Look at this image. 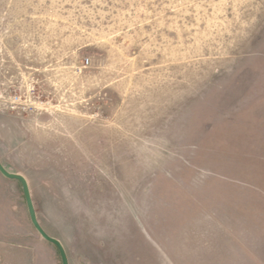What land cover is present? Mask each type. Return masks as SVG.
<instances>
[{
  "label": "rangeland",
  "instance_id": "374dc122",
  "mask_svg": "<svg viewBox=\"0 0 264 264\" xmlns=\"http://www.w3.org/2000/svg\"><path fill=\"white\" fill-rule=\"evenodd\" d=\"M0 161L69 264H264V0H0ZM0 264H61L1 173Z\"/></svg>",
  "mask_w": 264,
  "mask_h": 264
},
{
  "label": "water",
  "instance_id": "95a60500",
  "mask_svg": "<svg viewBox=\"0 0 264 264\" xmlns=\"http://www.w3.org/2000/svg\"><path fill=\"white\" fill-rule=\"evenodd\" d=\"M0 173L6 178L11 179V180H16L20 183L22 194L25 200V204H26V208H27V212L29 216V220L33 228L37 231V233L42 239H44L45 241L51 243L52 245L56 247L59 253L61 264H68L67 255H66V252H65V249L62 243L57 238L52 237L49 234H47L37 220L36 212L34 209L33 201L31 199L30 190H29V186H28V182L26 178L20 173H15V172H11L7 170L4 167V165L1 163V161H0Z\"/></svg>",
  "mask_w": 264,
  "mask_h": 264
},
{
  "label": "crops",
  "instance_id": "0c3cea01",
  "mask_svg": "<svg viewBox=\"0 0 264 264\" xmlns=\"http://www.w3.org/2000/svg\"><path fill=\"white\" fill-rule=\"evenodd\" d=\"M61 242V241H60ZM62 243V242H61ZM63 245V244H62ZM64 247V246H63ZM66 252V251H65ZM67 255V254H66ZM67 259H68V257H67ZM69 264V263H68Z\"/></svg>",
  "mask_w": 264,
  "mask_h": 264
}]
</instances>
